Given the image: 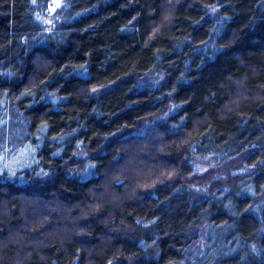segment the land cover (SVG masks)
Instances as JSON below:
<instances>
[{
  "label": "trees",
  "instance_id": "trees-1",
  "mask_svg": "<svg viewBox=\"0 0 264 264\" xmlns=\"http://www.w3.org/2000/svg\"><path fill=\"white\" fill-rule=\"evenodd\" d=\"M44 1L0 0V264H264V0Z\"/></svg>",
  "mask_w": 264,
  "mask_h": 264
},
{
  "label": "rangeland",
  "instance_id": "rangeland-1",
  "mask_svg": "<svg viewBox=\"0 0 264 264\" xmlns=\"http://www.w3.org/2000/svg\"><path fill=\"white\" fill-rule=\"evenodd\" d=\"M66 0H45L40 5L38 16L44 24L46 30L54 26V21L59 12L62 10ZM144 79L150 80V76ZM197 169L193 176L192 190L197 197H202L215 184H228L233 175L245 171L244 157L242 155L227 161L213 160L210 158L204 160H193ZM200 234L198 241L190 248L191 255H197L205 247V229L197 230Z\"/></svg>",
  "mask_w": 264,
  "mask_h": 264
}]
</instances>
